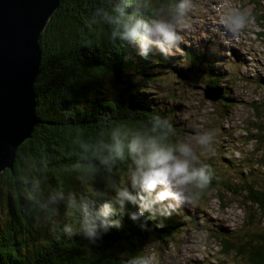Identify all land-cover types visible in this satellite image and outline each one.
<instances>
[{
	"label": "trees",
	"instance_id": "16d2710c",
	"mask_svg": "<svg viewBox=\"0 0 264 264\" xmlns=\"http://www.w3.org/2000/svg\"><path fill=\"white\" fill-rule=\"evenodd\" d=\"M159 2L154 0V4ZM104 4L105 0H60L41 34L42 55L34 84L38 125L18 147L14 169L0 174V185L5 186L4 192L0 189V212L4 216L0 264H123L152 238L168 242L177 237L187 220L194 223L191 214L180 208L167 217L148 220L146 231L140 228L145 218L132 221L127 212L118 211L121 227L113 228L101 244L90 246L79 236L64 235L56 228V221L39 219L38 210L26 198V182H20L25 176H39L44 195L59 186L77 197L89 195L94 187H102V176L94 184H85L73 171L81 158L82 143L106 137L113 124L140 127L154 111L170 118L175 112L174 108L162 110L159 101L154 102L146 93L147 84L166 75L168 59L155 51L142 59L135 45L113 47L106 42L102 24L88 23L95 8ZM255 18L260 21L264 16ZM185 55L192 64L201 60L197 52L187 48ZM207 85L220 93V99H228L218 79L209 80ZM253 111L260 122L254 128L257 135L253 140L263 144L264 110L253 106ZM174 129L170 140L180 141L181 131L176 125ZM25 159L32 162L34 175L21 167ZM262 168L260 161L250 163L238 185L212 167L213 180L199 198L204 200L212 191L223 203L227 195L239 198L246 213L243 226L258 231L246 232L245 236L218 234L217 238L223 243V251H235L248 264H264V176L254 173ZM125 177L126 165H117L113 179L119 184ZM127 209L135 211L136 207L128 205Z\"/></svg>",
	"mask_w": 264,
	"mask_h": 264
},
{
	"label": "clouds",
	"instance_id": "9594fccd",
	"mask_svg": "<svg viewBox=\"0 0 264 264\" xmlns=\"http://www.w3.org/2000/svg\"><path fill=\"white\" fill-rule=\"evenodd\" d=\"M197 9L203 14L197 0H160L158 4L154 0H105L104 6L91 13L88 23L102 24L106 42L113 47L135 45L142 59H148L153 51L168 59L178 49L207 37L201 32L191 39L197 28L192 22ZM250 18L249 10L231 8L223 11L215 24L223 35L234 38L248 26ZM190 66L188 62L179 67ZM174 131L172 118L159 111L140 127L113 124L106 137L101 135L80 145L81 158L73 168L85 184H94L102 176V187H94L89 195L80 197L65 193L62 186L44 195L42 179L25 176L20 182H26V198L38 210L39 219L56 221V228L64 235L79 236L90 246L101 244L113 228L121 227L118 211L127 212L132 221L145 218L140 228L147 231L148 220L195 204L213 180L208 166L197 165L199 157L192 140H170ZM214 139L212 130L197 132L193 137L201 149H210ZM8 150L14 152L13 146ZM117 165H126L125 180L119 184L113 179ZM21 167L35 174L30 160L22 161ZM128 205H135L136 210L128 211ZM123 264H160V258L145 248L129 255Z\"/></svg>",
	"mask_w": 264,
	"mask_h": 264
},
{
	"label": "rangeland",
	"instance_id": "374dc122",
	"mask_svg": "<svg viewBox=\"0 0 264 264\" xmlns=\"http://www.w3.org/2000/svg\"><path fill=\"white\" fill-rule=\"evenodd\" d=\"M197 4L202 6L203 14L199 9L194 12L192 22L197 28L191 39L201 32L207 37L168 58L166 75L147 84L146 93L154 102L159 101L162 110L174 108L171 118L181 131L180 138L192 140L201 165L213 167L241 185L250 163L260 161L263 168L254 173L264 176V143L253 140L257 135L254 128L260 123L253 106L264 110V19L255 18L264 16V0H197ZM231 8L251 12L248 26L234 38L223 35L215 24L216 18ZM186 48L197 52L201 59L188 68L195 71L179 67L190 62ZM212 79L219 80L228 99L213 101L204 96ZM217 93L214 90L211 94L218 97ZM208 130L214 132V143L210 149H201L194 143V134ZM0 189L4 192L5 186L1 184ZM226 197L223 203L212 191L204 200L183 207L194 223L189 218L175 239L163 242L152 238L144 249L153 250L160 264H248L235 251H223V243L217 238L218 234L245 236L246 232L258 231L243 226L246 213L239 198ZM2 218L0 212V226Z\"/></svg>",
	"mask_w": 264,
	"mask_h": 264
},
{
	"label": "water",
	"instance_id": "95a60500",
	"mask_svg": "<svg viewBox=\"0 0 264 264\" xmlns=\"http://www.w3.org/2000/svg\"><path fill=\"white\" fill-rule=\"evenodd\" d=\"M60 0H0V174L13 170L18 147L38 125L34 84L40 38ZM214 90L204 96L217 100ZM12 145L13 151L8 150Z\"/></svg>",
	"mask_w": 264,
	"mask_h": 264
}]
</instances>
